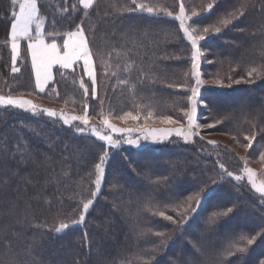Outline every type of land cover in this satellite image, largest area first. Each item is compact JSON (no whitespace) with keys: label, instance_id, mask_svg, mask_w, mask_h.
I'll return each instance as SVG.
<instances>
[{"label":"trees","instance_id":"1","mask_svg":"<svg viewBox=\"0 0 264 264\" xmlns=\"http://www.w3.org/2000/svg\"><path fill=\"white\" fill-rule=\"evenodd\" d=\"M150 5L169 8L178 14L184 3L186 12L211 2V13L202 12L193 17L207 26L228 12L237 11V17L219 34L211 33L199 42L203 51L200 59L201 78L197 97L200 104L196 114L198 135L185 142L175 135L160 144L140 148L121 145L108 149L105 175L93 207L85 214L83 224L70 227L62 236L55 228L62 220L78 219L81 201L92 198L95 191V163L102 155L103 142L90 133H78L75 128L64 126L62 121H52L47 116H33L23 111H0V134H6L8 152L16 149L23 139L20 155H0V264H144L149 259L148 250L157 247L162 239L155 231H165L170 238L159 248L151 264H172L192 255L189 236H200L216 249L224 264H264V207L259 194L247 184L242 169L244 161L264 182V76H253L248 82L250 68L264 65V0H144ZM43 4L41 15L45 19V32L55 31L59 44L68 31H75L84 20L83 27L90 40V47L97 64V95H82L78 82L82 69H54L52 82L44 93L35 89L30 55L26 43L17 60L19 73H12L9 43L11 11H17L11 0H0V94L18 95L44 108L58 113L72 111L82 114L83 105L89 115L100 119L103 112L113 116L133 111L141 116L148 111L153 118L147 125L158 122L161 116H171L187 126L185 111L191 109L190 89L195 87L191 67L192 50L183 37L178 21L140 12H123L117 9L130 5L131 0H98V7L89 18L81 11H72L78 0H38ZM62 6L68 11H62ZM243 6V8H242ZM243 10L239 15L238 10ZM191 24V21H189ZM239 29H242L239 30ZM51 39V37H49ZM131 51H128V50ZM120 53L119 60L117 53ZM127 52V57L125 56ZM111 53L113 70L117 76H101L99 62L102 55ZM212 61L208 63L207 61ZM133 63L130 84L136 83L135 95L126 85H118L117 77L128 78L125 63ZM119 64V69L115 65ZM143 78V83L139 79ZM231 78V87L214 83L220 79L225 85ZM240 79L239 84L234 81ZM185 85V87H169ZM54 89V91H53ZM33 95L28 96L27 93ZM55 93H58L57 96ZM238 102L233 103V101ZM197 104V105H198ZM112 121L126 128H136V123ZM220 121V122H217ZM138 123L144 124L141 120ZM214 124L213 127H207ZM146 125V126H147ZM83 127V125H81ZM132 133V132H131ZM205 134L221 135L230 142L211 141ZM255 134L252 148L246 149L245 136ZM214 142V144L209 142ZM28 151H24V148ZM219 163L233 173L244 175L239 182L223 175ZM91 173V175H89ZM115 177V179H114ZM215 179L213 195L203 201L197 212L183 226L177 225L152 211L164 210L176 217L171 209L176 202H183L202 181ZM172 203H166V202ZM234 202H238L234 205ZM195 203V201H193ZM233 212L221 217L213 226L215 232H205V218L215 210L233 206ZM49 228L52 230L50 231ZM241 236H255L253 245H247L243 254L226 255L229 244L241 241Z\"/></svg>","mask_w":264,"mask_h":264},{"label":"snow or ice","instance_id":"2","mask_svg":"<svg viewBox=\"0 0 264 264\" xmlns=\"http://www.w3.org/2000/svg\"><path fill=\"white\" fill-rule=\"evenodd\" d=\"M11 5L18 8L17 11H11L10 15L12 17V22L10 24V50H11V64L12 73H19L21 69L17 67V60L21 59V42H26V53L30 55L31 58V68L35 75V89L38 93H44L45 89L48 87L49 83L53 80V68L59 66L60 69H73L76 71L74 66L82 69L83 74L87 76L88 83L84 81V76L80 75L77 79L72 82L76 84L78 82V87L82 90V95L86 98L90 94L93 98L97 95V64L94 60V53L92 47H90L89 37L85 33V29L82 26L84 20L76 26L75 31H68L64 33L65 39L62 44L56 42V37L59 35L54 29L55 24L53 23V31L45 32V19L41 15V9L44 7L43 4L38 5V0H11ZM72 11H81L84 18H89L93 14V10L98 7V0H78V5L73 4ZM214 8V4L209 2L206 7L202 6L201 11H197L195 8L190 10V15L186 12V8L183 2L179 5L178 14L173 13L169 8L160 5H150L145 3L144 0H131L130 5H124L122 8L117 9L123 12H140L148 14L150 16L159 17L161 13L167 18H174L178 21V27L183 32V37L190 44L192 55H191V67L193 70V75L195 77V87L191 88V109L190 111H185L184 115L187 117V127L180 123L179 120L173 119L171 116H161L159 120L161 123L168 125L180 124L178 128H169L166 130L155 131L149 130L143 133V139L147 140L151 137L153 142L160 139H166L172 135L176 137H183L185 142H189L191 137L198 135V132L194 131L201 127L200 124L196 122V109L199 101L197 97L200 94V86L205 83V80L201 78L200 73V59L203 55V51L199 42L205 41L209 34L221 32V27H227L232 23L233 18L237 17V11L228 12L214 23L207 26L200 23V20H194L193 17H201L202 12L211 13ZM243 8V6H242ZM62 11L67 12L68 8L62 6ZM239 15H243V10H238ZM191 21V24L189 23ZM33 25H35V34H33ZM242 31V29H239ZM51 37V39H49ZM128 51H131L130 49ZM127 57V52H125ZM120 53H117V59L119 60ZM111 53L101 56L99 67L100 73L103 78L111 76H117V71L113 70ZM211 63L212 61H207ZM120 65L116 64L115 68L119 69ZM133 69V63L126 62L125 70L129 73L128 78L117 77L118 85H126L129 87L130 92L135 95L136 83L130 84V73ZM261 77L264 76V65L260 68L252 67L247 72L248 82H253V76ZM221 86L231 87V78H229V83L227 85L220 79H215L213 81ZM239 84L240 79L234 81ZM139 83H143V78L139 79ZM169 87H185V85H169ZM54 91V89H53ZM57 96L58 93H55ZM28 96L33 95L32 92L27 93ZM103 99L99 100L101 105V111L99 112L100 122L104 126L103 129H97L95 126L90 125V120L96 119V115H89L88 106L85 104L82 108V114L80 115H67L63 111L57 112L56 110L50 108H44L40 105L34 103L32 99L25 98L23 92L18 95H2L0 94V111L14 112L23 111L30 113L33 116H47L52 121H62L64 126L70 128H75L78 133H85L86 129L88 132L94 136L98 141L104 142L102 145V155L99 157L98 162L95 163V191L92 192V198L86 200V202L81 201L82 210L79 214L78 219L62 220L59 226L55 228V233L57 235H64L70 227H74L83 224L85 220V214H87L90 208L93 207L94 198L100 192L102 179L105 175V165L107 163L106 158L109 156L108 149H118L121 143H125L136 148L141 147L139 139H133L130 135L123 141L119 139H113V134L119 133H131L133 128H119L111 122V120L118 119L119 121L128 124L129 122L136 123V130L146 127L147 121L153 118V112L148 111L146 115L141 116L139 113L134 114L133 111H124L122 114L113 116L111 113L105 114L103 112ZM144 120V124L138 123ZM74 121H79V124L74 125ZM220 122V121H217ZM83 125L84 127H81ZM214 124H208L207 127H213ZM248 140L247 144L242 145L246 149L252 148V141L255 139V134L245 136ZM6 134H0V155L7 153L11 157L20 155L23 158V152H21V145L26 142L21 139L17 143L16 149L13 152H8L6 143ZM214 144V142H209ZM24 151H28L24 148ZM259 159L264 161V152L259 154ZM244 161V167L242 172L247 176V184L250 188L254 190L255 193L259 194V205L264 207V182H257L256 173L247 166V160L241 158ZM219 168L222 170L221 177L226 175L227 177L233 178L237 182L234 186L240 187L239 182L244 179V175H233L223 163H219ZM91 175V173H89ZM115 179V177H114ZM217 181L215 179L209 181H202L200 185L197 186L194 192H190L186 195L183 202H176L175 206L172 207V211L176 213V217L171 214H166L164 210L152 211V208H148L149 212L153 215L162 217L164 220L170 221L173 225H177L178 228L183 233L187 231L183 226L187 223L188 219L197 212L203 201H207L213 195V189L209 185H214ZM195 201V203H193ZM172 203V202H166ZM238 202H234V205ZM233 206H226L225 210H213L205 218L206 229L205 232H215L216 229L213 226L221 217L228 216L233 212ZM264 227V225H261ZM51 231L52 229L49 228ZM154 235L156 237L162 238L159 241L157 247H153L148 250L149 259L144 262V264H151V260L155 259V253L159 248L166 246L167 241L170 238L169 234L165 231L157 230ZM241 241H246L244 246H240L239 242L231 243L228 246L226 255H235L236 253H245L247 251V245H253L256 241L255 236H241ZM187 242L191 245L192 255L186 256L183 259L177 257L172 264H224V261L217 254L216 249L208 246L209 242L204 238V234L201 233L200 236H189ZM26 264H32V262H26ZM233 264H237L236 261Z\"/></svg>","mask_w":264,"mask_h":264},{"label":"rangeland","instance_id":"3","mask_svg":"<svg viewBox=\"0 0 264 264\" xmlns=\"http://www.w3.org/2000/svg\"><path fill=\"white\" fill-rule=\"evenodd\" d=\"M34 33H35V30H34ZM57 40L58 39H56V42H57ZM53 77H54V73H53ZM194 79H195V77H194ZM34 80H35V78H34ZM238 100H239V98L237 100L233 101V103L238 102ZM199 107H200V104L197 105L196 114L199 112ZM65 114H67V115H79V114H77L75 112H72V111H66ZM196 122L198 123L197 118H196ZM79 123H80L79 121H74L73 122L74 125L79 124ZM112 123L115 124L119 128H126L121 123H118V122H115V121H112ZM180 123L183 124L185 127H187L184 124V122H181L180 121ZM90 125L95 126L97 129H103V127H104L102 125V123L100 122V119L99 118L90 120ZM178 127H180V124L168 125V124H164V123H161L160 121H158V122H153V124L147 125L146 127L141 128L140 130H136V128H135V130H133L132 133H123V134L116 133V134H113V139H119V140L123 141V140H125L130 135L133 139H139L140 140L141 147L147 146V145H151V144H160V143H163L164 141L168 140L169 138H171L174 135H172V136H170V137H168L166 139H160V140H157L156 142H153L152 139H151V137H149L147 140L143 139V133L144 132H147L149 130L161 131V130H166V129H169V128H178ZM85 132L89 133L87 129H86ZM205 137L208 138L211 141H214V140H222V141L227 142V143L230 142L228 139H226L225 137H223L221 135L205 134ZM121 145L131 146V145H128V144H125V143H121ZM132 147H135V146H132ZM256 180H257L258 183L260 182L257 179V177H256Z\"/></svg>","mask_w":264,"mask_h":264},{"label":"crops","instance_id":"4","mask_svg":"<svg viewBox=\"0 0 264 264\" xmlns=\"http://www.w3.org/2000/svg\"><path fill=\"white\" fill-rule=\"evenodd\" d=\"M33 30H35V25H33ZM33 34H35L34 31H33ZM65 38H66V37H64V39H65ZM64 39H63V40H64ZM62 42H63V41H62ZM23 43H26V42H24V41L21 42V49H22ZM57 43H58V42H57ZM58 44H59V43H58ZM61 44H62V43H61ZM56 67H59V66H56ZM56 67L53 68V73H54V69H55ZM74 67H75V66H74ZM33 74H34V72H33ZM34 78H35V75H34Z\"/></svg>","mask_w":264,"mask_h":264}]
</instances>
